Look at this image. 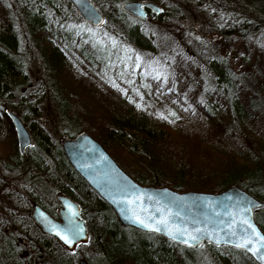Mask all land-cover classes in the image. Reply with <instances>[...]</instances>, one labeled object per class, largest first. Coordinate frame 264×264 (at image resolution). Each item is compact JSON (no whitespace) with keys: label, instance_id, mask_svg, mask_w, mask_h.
Wrapping results in <instances>:
<instances>
[{"label":"trees","instance_id":"1","mask_svg":"<svg viewBox=\"0 0 264 264\" xmlns=\"http://www.w3.org/2000/svg\"><path fill=\"white\" fill-rule=\"evenodd\" d=\"M3 1L0 143L8 139L10 153L0 158V185L6 175L28 172L30 179L14 192L0 187L5 198L0 264H236L241 259L256 264L237 249L187 248L121 226L68 163L59 141L88 133L142 185L206 193L236 185L264 203L261 78L247 68L236 71L222 48L204 60L207 44L213 43L209 37L245 42L264 31V0H145L161 8L158 15L148 11L145 19L122 10L128 0H90L104 17L98 28L83 22L67 0H14L41 64L36 82ZM184 24L195 28L187 43L173 39L187 33ZM168 28H175L171 38L160 40L159 32ZM153 55L163 66L153 65ZM203 60L208 82L198 65ZM66 76L82 84L83 95L70 88ZM7 110L30 132L32 144L23 153ZM35 178L50 187L49 198ZM56 194L77 203L85 222L87 239L72 250L32 218L34 205L56 214ZM254 219L264 224V207Z\"/></svg>","mask_w":264,"mask_h":264},{"label":"water","instance_id":"2","mask_svg":"<svg viewBox=\"0 0 264 264\" xmlns=\"http://www.w3.org/2000/svg\"><path fill=\"white\" fill-rule=\"evenodd\" d=\"M67 1L83 22L95 28L104 23L103 15L92 1ZM121 8L139 19L146 17V10L155 15L161 12V8L151 1L128 0ZM7 115L13 124L19 151L23 153L32 143L30 133L18 116L10 111ZM59 145L74 171L109 205L121 226L152 233L187 248L205 244L237 249L246 253L256 264H264V259L260 258L264 256V241L257 242L256 237L251 235V229L239 224V220L248 219L257 233L264 236L254 220V213L262 209L264 203L242 188L231 185L218 193H206L179 192L168 187L146 186L126 174L103 146L84 131L74 137H63ZM55 198L60 205L58 219L38 205L33 206L32 218L43 232L54 236L68 250H72L76 244L87 239L85 222L77 203L60 194ZM245 208H250L251 211H243ZM161 219L167 223L157 224ZM234 221L237 235L233 237L227 233L229 225ZM170 229L187 231L183 236L175 231L170 235ZM73 233L77 234L75 238ZM188 234L195 235L197 239L184 243ZM246 235L251 237L253 243L246 247H237L236 244L242 242ZM61 236H68L72 243L66 244ZM253 247L260 251L254 254L251 251ZM80 264L86 262L80 260Z\"/></svg>","mask_w":264,"mask_h":264},{"label":"rangeland","instance_id":"3","mask_svg":"<svg viewBox=\"0 0 264 264\" xmlns=\"http://www.w3.org/2000/svg\"><path fill=\"white\" fill-rule=\"evenodd\" d=\"M140 1H145V0H140ZM4 2H5V6H7L5 7V12H7L6 15L12 21L14 28L18 30V34L20 36L21 50L24 53L26 70L28 72L29 77H31L32 80L36 82L41 75V66H40L41 64L38 61L36 50L31 46L30 42L28 41L29 40L28 33L27 31H25V28L23 27V24L19 19L18 12L14 4V0H5L3 1V3ZM183 26H184V30H187V33L182 32V34L174 36L173 39L176 41H180V39L183 38L184 43H187L188 37H191V35L194 36L193 29L195 28L189 24H184ZM173 29L175 28H168L167 30L163 29L162 31H160L159 39L162 40L163 38L170 37L172 35ZM209 38L210 41H212L213 43L207 44L209 46L210 52L207 56L204 57V60H207L209 57L213 56V54H211L213 53V50L222 48L223 57L230 62V64L236 71H240L241 69L247 68V70L252 72L253 75H255V77L259 78L260 76L261 79L258 82L260 88L264 86V31L250 34L248 40L245 42H240L239 40L233 37L230 38L209 37ZM183 49H187V48L183 47ZM186 51H188V49ZM145 60H147V62L149 63L148 57ZM204 60L202 63H198V65L200 66L199 68L202 73V77L204 78L205 81L208 82V79H210L209 77L210 75ZM150 61L153 63V65L157 67L163 66L161 60L155 55H153ZM66 82L69 83L70 88L74 89L76 94L79 93L83 95L81 88L82 84L79 83L77 79H75L74 77L70 78L66 76ZM262 94L264 95V92ZM47 114H49V112L44 110L43 115H47ZM9 144L10 143L8 139L7 140L4 139V141L0 143L1 159L5 156H8V154L10 153ZM29 172H32L34 174L36 170H30ZM27 173L22 174L21 176L16 175L11 177H9V175H6L4 177L5 181H2L0 187L4 190H6L7 188L9 191L11 190L13 192L16 190H20L23 185V182L26 181V179H30L29 178L30 176L29 174L27 175ZM2 176L4 175L2 174ZM35 176H38V174H36ZM33 180H34L33 182L36 185H42L40 187H43V189H45L46 193L45 192L44 193L46 194L47 198H49L48 195H49L50 187L47 186L46 183L43 184L44 182L43 180H39L36 178ZM42 198L44 199L45 203L47 204L50 203L49 205L51 206L52 202L49 199H47L45 196H42ZM4 199H5L4 193H2V191L0 190V219L2 218L3 215V211H2L3 209L1 210L2 208L1 205H4V201H5ZM260 218H263L262 214H260ZM259 226L261 230H263L264 232V224ZM236 264H251V263L247 259H241Z\"/></svg>","mask_w":264,"mask_h":264},{"label":"snow or ice","instance_id":"4","mask_svg":"<svg viewBox=\"0 0 264 264\" xmlns=\"http://www.w3.org/2000/svg\"><path fill=\"white\" fill-rule=\"evenodd\" d=\"M137 59L139 60V58H137ZM137 67H139V64H137ZM156 78H159V76H157ZM114 86H116L115 83H114ZM129 203H131V201H129ZM243 211L250 212L251 209L245 208V209H243ZM141 223H142V221H141ZM166 223H167V221L164 219L157 221V224H166ZM239 224L240 225H246L248 229H251V235L256 237L257 242L264 241V236H261L260 234L257 233L255 227L253 226V224L248 219L239 220ZM145 226L147 227V225H145ZM235 229H236V222L234 221L232 224L229 225V230H228L227 235L233 236V237L236 236L237 232ZM154 230L159 231V229H154ZM173 231H175L179 235L183 236L187 230L186 229L185 230H179V229L171 230L170 229L169 234L170 235L173 234ZM196 231H199V229H197ZM76 235H77L76 233H73V238H75ZM173 238H176V236H174ZM61 239H63L66 244L72 243V239H70L68 236H61ZM196 239H197V237L195 235L188 234L184 239V243H187L189 240H196ZM252 243H253V241H252L251 237L246 235V236H244L242 242H238L236 244V246L237 247H246L247 245L252 244ZM251 251H253V253L255 254V253L259 252L260 249L253 247L251 249ZM260 258L264 259V256H261Z\"/></svg>","mask_w":264,"mask_h":264},{"label":"flooded vegetation","instance_id":"5","mask_svg":"<svg viewBox=\"0 0 264 264\" xmlns=\"http://www.w3.org/2000/svg\"><path fill=\"white\" fill-rule=\"evenodd\" d=\"M60 209V206L58 205L57 207H56V209H55V211H56V214L54 213H49L53 218H55V219H58V210Z\"/></svg>","mask_w":264,"mask_h":264}]
</instances>
